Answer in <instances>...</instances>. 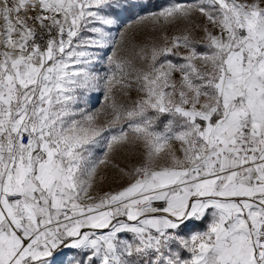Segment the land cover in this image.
<instances>
[{
	"label": "snow or ice",
	"instance_id": "1",
	"mask_svg": "<svg viewBox=\"0 0 264 264\" xmlns=\"http://www.w3.org/2000/svg\"><path fill=\"white\" fill-rule=\"evenodd\" d=\"M0 264H264V0H0Z\"/></svg>",
	"mask_w": 264,
	"mask_h": 264
}]
</instances>
